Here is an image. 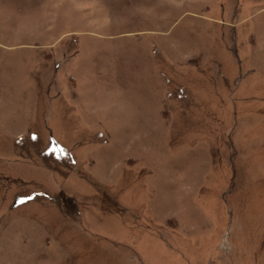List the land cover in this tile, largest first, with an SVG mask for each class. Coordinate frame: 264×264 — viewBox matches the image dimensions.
Returning <instances> with one entry per match:
<instances>
[{"label": "rangeland", "instance_id": "obj_1", "mask_svg": "<svg viewBox=\"0 0 264 264\" xmlns=\"http://www.w3.org/2000/svg\"><path fill=\"white\" fill-rule=\"evenodd\" d=\"M0 264H264V0H0Z\"/></svg>", "mask_w": 264, "mask_h": 264}]
</instances>
